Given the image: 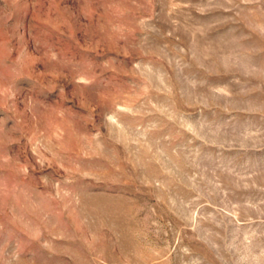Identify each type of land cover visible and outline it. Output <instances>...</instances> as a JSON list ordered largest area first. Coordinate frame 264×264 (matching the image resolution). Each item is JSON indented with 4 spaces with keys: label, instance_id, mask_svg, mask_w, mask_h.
I'll return each instance as SVG.
<instances>
[{
    "label": "rangeland",
    "instance_id": "rangeland-1",
    "mask_svg": "<svg viewBox=\"0 0 264 264\" xmlns=\"http://www.w3.org/2000/svg\"><path fill=\"white\" fill-rule=\"evenodd\" d=\"M0 264H264V0H0Z\"/></svg>",
    "mask_w": 264,
    "mask_h": 264
}]
</instances>
